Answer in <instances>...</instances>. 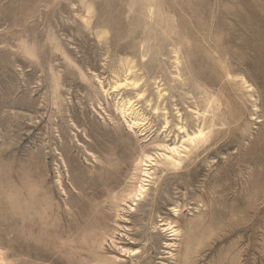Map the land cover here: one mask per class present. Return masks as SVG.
Here are the masks:
<instances>
[{"label":"rangeland","instance_id":"obj_1","mask_svg":"<svg viewBox=\"0 0 264 264\" xmlns=\"http://www.w3.org/2000/svg\"><path fill=\"white\" fill-rule=\"evenodd\" d=\"M0 264H264V0H0Z\"/></svg>","mask_w":264,"mask_h":264},{"label":"bare ground","instance_id":"obj_2","mask_svg":"<svg viewBox=\"0 0 264 264\" xmlns=\"http://www.w3.org/2000/svg\"><path fill=\"white\" fill-rule=\"evenodd\" d=\"M121 85H123V84H119V86H121ZM128 86V85H127ZM118 87V86H117ZM130 110H133V102L132 101H128V102H126L124 105H123V109H122V111H123V114L125 115V116H127V115H131V113H129V111ZM132 112V111H131ZM129 117V116H128ZM135 126H137V128H141V127H143L144 126V122H142V120H140V119H135L134 120V123H133ZM180 130H182L183 132H184V128L182 127V128H179ZM187 137H190V135L188 134L187 135ZM192 137V136H191ZM189 138V140H192V138ZM121 152V151H120ZM123 158V156L121 157L120 156V160H123L122 159ZM150 159V158H149ZM124 163V162H123ZM152 164H151V162L150 161H146V164H143V167H150ZM120 169H122V168H120ZM119 170V169H118ZM147 170V169H146ZM145 170V171H146ZM120 171V170H119ZM117 172V171H116ZM122 172V171H121ZM120 174V173H119ZM121 175V174H120ZM116 176H117V174H116ZM144 177H146L147 179L146 180H144L145 182H149V180L148 179H150L151 177H150V175H149V173H148V171L143 175ZM174 232H176V230L174 231Z\"/></svg>","mask_w":264,"mask_h":264}]
</instances>
